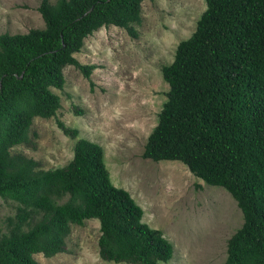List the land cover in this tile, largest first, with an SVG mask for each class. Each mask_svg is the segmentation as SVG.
Segmentation results:
<instances>
[{"label":"trees","instance_id":"obj_1","mask_svg":"<svg viewBox=\"0 0 264 264\" xmlns=\"http://www.w3.org/2000/svg\"><path fill=\"white\" fill-rule=\"evenodd\" d=\"M141 1L39 0L42 28L0 33V197L17 203L0 225V264H38L34 254L61 252L69 225L90 218L98 222L97 255L104 261L171 258L162 232L110 182L100 145L77 137L76 128L55 121L65 136L77 137L63 166L39 169L9 151L28 141L34 117L55 115L59 98L50 88H62L65 66L88 78L95 66L72 55L86 36L112 25L136 37ZM160 73L166 99L141 156L179 161L203 183L225 189L242 222L220 264H264V0H205L194 30Z\"/></svg>","mask_w":264,"mask_h":264},{"label":"rangeland","instance_id":"obj_2","mask_svg":"<svg viewBox=\"0 0 264 264\" xmlns=\"http://www.w3.org/2000/svg\"><path fill=\"white\" fill-rule=\"evenodd\" d=\"M38 2L0 0V33L42 28ZM204 8L205 0H142L140 21L132 24L136 37L112 25L86 36L72 55L81 64L95 66L88 78L65 66L62 88H50L59 98L55 115L34 117L28 141L9 149L46 170L71 159L77 137L100 145L110 182L129 193L142 210L141 220L159 229L172 246L171 258L159 264L222 263L226 240L242 222L239 208L225 189L203 183L179 161L141 156L166 99L168 86L160 67L172 60L176 44L194 30ZM73 108L82 112L77 114ZM56 119L76 128L77 137L65 136ZM16 206L0 197V225ZM97 236L96 219L70 224L61 252L50 257L36 253L33 258L38 264H127L100 259Z\"/></svg>","mask_w":264,"mask_h":264},{"label":"water","instance_id":"obj_3","mask_svg":"<svg viewBox=\"0 0 264 264\" xmlns=\"http://www.w3.org/2000/svg\"><path fill=\"white\" fill-rule=\"evenodd\" d=\"M88 11H90V8H89L87 11H85V12L83 13V15L86 14Z\"/></svg>","mask_w":264,"mask_h":264}]
</instances>
